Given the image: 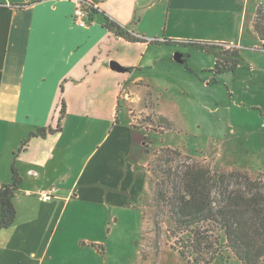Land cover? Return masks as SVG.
<instances>
[{
    "label": "crops",
    "instance_id": "0c3cea01",
    "mask_svg": "<svg viewBox=\"0 0 264 264\" xmlns=\"http://www.w3.org/2000/svg\"><path fill=\"white\" fill-rule=\"evenodd\" d=\"M77 1L0 0V186L13 168L22 180L0 264H109L98 257L104 236L130 219L143 249L154 135L193 112L189 92L220 82L217 59L197 68L189 43L235 50L248 20L261 42L253 23L264 0H108L84 28ZM107 19L138 41L109 31ZM62 102L60 131L31 137L58 127ZM143 118L152 121L135 125Z\"/></svg>",
    "mask_w": 264,
    "mask_h": 264
},
{
    "label": "rangeland",
    "instance_id": "374dc122",
    "mask_svg": "<svg viewBox=\"0 0 264 264\" xmlns=\"http://www.w3.org/2000/svg\"><path fill=\"white\" fill-rule=\"evenodd\" d=\"M249 23L248 20L244 28V45L236 46L235 50L224 53L220 47H189L190 54H195L192 61L197 68H208L216 63V59L219 61L218 66L214 65L215 73L212 72L220 77V82L212 85L211 90L200 88L189 92L193 112L185 117L184 122L180 119L170 129L168 126L166 135H154L151 151L155 146L159 148L153 151L147 165L148 190L141 205L145 218L143 249L135 244L138 238L134 239L136 236L132 233L138 225L130 219L123 231L120 229L112 236H104L107 255H102L104 251L99 248V258H106L109 264H190L180 253L185 245L172 236L167 213L161 214L156 203L154 189L163 181L164 149L178 150L182 158L188 157L214 171L244 170L254 176L262 174L264 178V51ZM151 121L138 119L135 125H149ZM154 129L162 132L167 125L163 127L154 123ZM157 220L159 228L155 224ZM75 231V237H83L79 234V227ZM222 235L220 231L214 234L218 238ZM222 242L215 246L219 248L209 263L191 259V264H242ZM154 249L158 256L153 254ZM202 256L208 262L207 256L210 255L203 253ZM90 258L87 255V259Z\"/></svg>",
    "mask_w": 264,
    "mask_h": 264
},
{
    "label": "trees",
    "instance_id": "16d2710c",
    "mask_svg": "<svg viewBox=\"0 0 264 264\" xmlns=\"http://www.w3.org/2000/svg\"><path fill=\"white\" fill-rule=\"evenodd\" d=\"M254 30L264 51V4L257 8ZM109 31L129 41H138L111 20L106 21ZM189 46L199 49L219 47L202 42ZM219 65L217 61L216 66ZM65 115L62 102L58 127L42 128L31 137H46L60 131ZM163 181L155 188L159 211L167 213L172 236L183 243L181 255L191 264L209 263L215 257L216 245L225 244L242 264H264V181L262 174L249 171H214L209 167L182 158L178 150L164 149ZM162 157V156H160ZM186 161H178V159ZM12 182L0 186V231L15 224L17 211L15 197L22 183L15 168ZM159 228L158 220L155 222ZM222 232V238L215 237ZM207 255V261L202 256Z\"/></svg>",
    "mask_w": 264,
    "mask_h": 264
},
{
    "label": "built area",
    "instance_id": "2783aa9c",
    "mask_svg": "<svg viewBox=\"0 0 264 264\" xmlns=\"http://www.w3.org/2000/svg\"><path fill=\"white\" fill-rule=\"evenodd\" d=\"M107 1L108 0H98L97 2H91L88 0H78L73 14L75 23L82 28L87 27L93 20L94 14L100 11V5ZM222 47L225 51L234 49V46L228 44ZM56 191L57 189L53 187L48 192L42 193V200L45 202L51 201L54 198V193Z\"/></svg>",
    "mask_w": 264,
    "mask_h": 264
}]
</instances>
